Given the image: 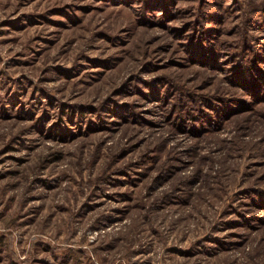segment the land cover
Segmentation results:
<instances>
[{
  "label": "rangeland",
  "instance_id": "obj_1",
  "mask_svg": "<svg viewBox=\"0 0 264 264\" xmlns=\"http://www.w3.org/2000/svg\"><path fill=\"white\" fill-rule=\"evenodd\" d=\"M0 264H264V0H0Z\"/></svg>",
  "mask_w": 264,
  "mask_h": 264
},
{
  "label": "trees",
  "instance_id": "obj_2",
  "mask_svg": "<svg viewBox=\"0 0 264 264\" xmlns=\"http://www.w3.org/2000/svg\"><path fill=\"white\" fill-rule=\"evenodd\" d=\"M252 73L253 72L251 70H247L245 72V74L244 73H243V75L242 74H239V77H240V79H242L243 81H245L246 78L249 79L248 76H252Z\"/></svg>",
  "mask_w": 264,
  "mask_h": 264
}]
</instances>
